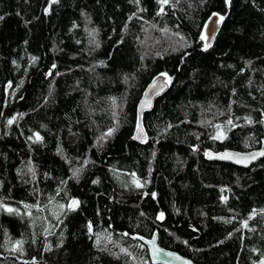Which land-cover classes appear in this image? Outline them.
I'll list each match as a JSON object with an SVG mask.
<instances>
[{"label":"trees","instance_id":"16d2710c","mask_svg":"<svg viewBox=\"0 0 264 264\" xmlns=\"http://www.w3.org/2000/svg\"><path fill=\"white\" fill-rule=\"evenodd\" d=\"M0 17V264H151L134 237L155 232L195 264H264V156L205 159L264 152V0H0Z\"/></svg>","mask_w":264,"mask_h":264},{"label":"water","instance_id":"95a60500","mask_svg":"<svg viewBox=\"0 0 264 264\" xmlns=\"http://www.w3.org/2000/svg\"><path fill=\"white\" fill-rule=\"evenodd\" d=\"M219 20L220 19L217 16H213L206 23L202 36L208 35L209 40H203L204 50H206L205 43L212 44L218 31ZM172 81L173 80L167 75L160 74L153 78L145 88L136 110L137 119L133 134V140L136 143L143 144L147 141V132L143 125V116L146 113L151 112L156 100L168 92ZM260 153H264L263 147L258 150L244 152L231 150L213 152L211 150H207L205 153V159L208 162L227 163L242 169H247L263 158L264 155H261ZM225 154H228L229 158H221L224 157ZM72 201L77 200L73 199ZM72 201L69 203V210L73 211L79 207V202L77 201V204L73 205ZM134 239L139 240L146 247L151 264H195L193 261L181 256L178 253L162 248L158 243L157 232H155L151 238L135 236Z\"/></svg>","mask_w":264,"mask_h":264},{"label":"snow or ice","instance_id":"6c2138e0","mask_svg":"<svg viewBox=\"0 0 264 264\" xmlns=\"http://www.w3.org/2000/svg\"><path fill=\"white\" fill-rule=\"evenodd\" d=\"M53 2H55V0H53ZM164 2L166 3L167 0H164ZM227 2H230V0H227ZM0 19H2V17H0ZM219 19L222 21V20L224 19V17L221 16ZM201 40L208 41V40H209V36H208V35L201 36ZM210 46H211L210 43H205V49H207V48L210 47ZM10 122H11V121H10ZM229 123H231V121H229ZM109 134H111V133H109ZM37 139H39V136H37ZM260 154H261V155H264V153H260ZM221 158H229V157H228V154H225V156H224V157H221ZM137 186H138V187L141 186V185L139 184L138 181H137ZM72 204H73V205L77 204V201H72ZM8 211L11 212V211H14V210H13V209H8ZM160 218H161V219L163 218V213H161Z\"/></svg>","mask_w":264,"mask_h":264}]
</instances>
